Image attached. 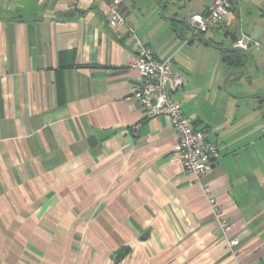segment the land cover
Returning <instances> with one entry per match:
<instances>
[{
	"label": "crops",
	"instance_id": "obj_1",
	"mask_svg": "<svg viewBox=\"0 0 264 264\" xmlns=\"http://www.w3.org/2000/svg\"><path fill=\"white\" fill-rule=\"evenodd\" d=\"M113 1L0 0V264H264V174L254 150L264 101L223 92L224 61L206 79L203 52L213 48L186 27L189 36L169 20L177 36L163 38V1H120L156 55L173 56L184 78L174 99L218 145L196 180L174 156L168 116L146 117L131 95L141 83L130 67L136 46L110 22ZM242 2L231 10L238 18ZM253 59L260 68L264 52ZM205 183L233 224L227 234Z\"/></svg>",
	"mask_w": 264,
	"mask_h": 264
},
{
	"label": "built area",
	"instance_id": "obj_2",
	"mask_svg": "<svg viewBox=\"0 0 264 264\" xmlns=\"http://www.w3.org/2000/svg\"><path fill=\"white\" fill-rule=\"evenodd\" d=\"M120 1L114 0L110 5L109 19L114 25L125 26L136 46L130 67L141 76V83L133 88L131 95L146 117L168 116L178 135L174 156L196 180H201L219 154L218 145L210 139L209 130L206 127H198L192 118L184 113L181 102L174 99L173 94L183 86L184 78L182 72L174 66L173 56L159 58L156 55L153 48L137 35L133 25L119 11ZM233 6L234 0H214L204 11L192 12L185 20L192 28L205 33L220 26L225 17L230 15ZM234 38L236 40L233 39L232 45H241L251 51L253 48L259 49L262 45L260 40L250 33L241 32ZM204 186L219 226L224 233L231 232L233 224L229 216L217 198L211 194L209 185L205 183ZM227 241L231 250L239 245L236 238Z\"/></svg>",
	"mask_w": 264,
	"mask_h": 264
},
{
	"label": "rangeland",
	"instance_id": "obj_3",
	"mask_svg": "<svg viewBox=\"0 0 264 264\" xmlns=\"http://www.w3.org/2000/svg\"><path fill=\"white\" fill-rule=\"evenodd\" d=\"M210 1L211 0H169L165 8L164 16H162L166 18L174 13L179 19H186L192 9H195L202 4H207ZM240 9V18H238L237 15L230 13L229 16L225 17V21L227 23L225 26L224 21L222 23V26H218L215 29L209 30L205 32L204 35L212 41L222 43L224 46H229L232 44V42H234V40H236L235 38H233L235 34L239 36L241 32L252 33L254 31H258L259 34H264V0L243 1L242 3H240ZM167 20V27H165V29H158L159 33L163 35V38L164 36L168 37L171 30L174 36H177L176 32H181L187 36L190 35V32L181 27V25L179 24L176 25V32L173 31L174 25L169 22V18ZM157 27L159 28V26ZM228 31H230L231 34H227ZM232 39L234 40L232 41ZM259 40L260 42H262L260 48L252 49L253 56L255 57L264 52V37H262V39L259 38ZM212 48L213 49H208L207 52L202 51L205 55L202 60H205L207 62L206 65L209 64L208 69H206V79L212 78L213 73L211 74V71L217 70L218 62L219 64L223 62L221 49L213 46ZM223 64V68L226 69L228 67L229 71L223 73L222 85L224 84L226 75L235 69L225 64L224 62ZM245 72L246 73L242 75L240 79H229L226 83V88H224L223 86L222 90L223 92H229L230 94L234 95L246 93L245 96H248L246 99L247 101L258 104L260 102V98L250 97L249 95L253 93L264 94V61L262 65L260 64V68H256L254 63L253 65L249 66V68ZM200 81L201 80L198 81L197 86L200 88V90H202L203 84ZM206 92L207 89H205L203 94H206ZM254 137H257V135H255ZM254 150L256 152L255 164H260V172L264 174V139L256 144Z\"/></svg>",
	"mask_w": 264,
	"mask_h": 264
},
{
	"label": "water",
	"instance_id": "obj_4",
	"mask_svg": "<svg viewBox=\"0 0 264 264\" xmlns=\"http://www.w3.org/2000/svg\"><path fill=\"white\" fill-rule=\"evenodd\" d=\"M168 2H169V0H164L162 5H161V14L163 16H164L165 8H166ZM78 12H79V9H73V10H70L68 12L62 13V16H73ZM168 18L170 20L176 21L179 24H182L184 28L186 27L188 31L194 33V35H196L197 38H199L200 40H202L205 44H207L209 46H213V47H216V48H219L222 50H227V51L243 52L249 56V63L245 67L233 70L226 75V77L224 79V84H223L224 88H226V83L231 77L245 72L249 68V66H251V64L253 62V53L249 48H246V47L241 46V45H229V46L217 45L212 40H210L208 37H206L202 32L192 28L186 22L185 19H179L176 14L170 15V16H168ZM249 96L264 99V94H262V93H253ZM127 251H128V249L124 248V249L120 250L119 252H117L114 256L115 260L118 261V260L122 259Z\"/></svg>",
	"mask_w": 264,
	"mask_h": 264
},
{
	"label": "trees",
	"instance_id": "obj_5",
	"mask_svg": "<svg viewBox=\"0 0 264 264\" xmlns=\"http://www.w3.org/2000/svg\"><path fill=\"white\" fill-rule=\"evenodd\" d=\"M164 1V0H161V2ZM175 22V21H174ZM176 24V23H175ZM182 25V24H181ZM183 27V25H182ZM204 34V33H203ZM227 34H231L230 32H227ZM184 37V36H182ZM192 38H196L195 35H192V37L190 38V40H192ZM197 39V38H196ZM211 40V39H210ZM215 44L217 45H223L222 43H219V42H216V41H213ZM232 45V44H231ZM221 54H222V59L223 61L231 66L232 68H235L234 70L236 69H240V68H243L245 67L248 63H249V56L243 52H234V51H227V50H222L221 49ZM254 63V59H253V62L252 64ZM246 72L244 73H241V74H237L233 77H231L230 79L232 80H235V79H240L242 77V75H244ZM262 101H264V99H262ZM196 123V122H195Z\"/></svg>",
	"mask_w": 264,
	"mask_h": 264
}]
</instances>
